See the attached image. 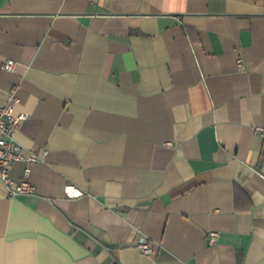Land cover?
<instances>
[{"label": "crops", "instance_id": "crops-1", "mask_svg": "<svg viewBox=\"0 0 264 264\" xmlns=\"http://www.w3.org/2000/svg\"><path fill=\"white\" fill-rule=\"evenodd\" d=\"M11 91L0 264H264V0H0Z\"/></svg>", "mask_w": 264, "mask_h": 264}, {"label": "built area", "instance_id": "built-area-1", "mask_svg": "<svg viewBox=\"0 0 264 264\" xmlns=\"http://www.w3.org/2000/svg\"><path fill=\"white\" fill-rule=\"evenodd\" d=\"M239 64L242 59H238ZM15 60H6L3 69L13 71L16 68ZM20 99L15 91H11L4 105L0 106V180L5 185L9 196H19L22 194H33L36 192V186L30 181L31 165L42 158V154L33 148H26L20 144L16 137V131L22 120L28 117V113H17L16 107ZM256 131L264 137V126H256ZM18 161H26L27 166L24 169V177L17 181L10 175L11 166ZM264 176V167L262 169ZM219 233L211 231L208 234V240L211 244L217 242ZM137 247L145 254L153 253V245L147 240H141Z\"/></svg>", "mask_w": 264, "mask_h": 264}]
</instances>
